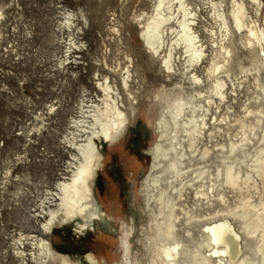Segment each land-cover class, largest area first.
Returning <instances> with one entry per match:
<instances>
[{
	"label": "bare ground",
	"instance_id": "bare-ground-1",
	"mask_svg": "<svg viewBox=\"0 0 264 264\" xmlns=\"http://www.w3.org/2000/svg\"><path fill=\"white\" fill-rule=\"evenodd\" d=\"M147 1L149 11L133 14L137 37L173 86L161 83L154 96L156 139L138 193L145 223L129 231L131 249L139 246L147 264H264V3ZM77 19L87 21L68 12L65 26ZM111 31L119 35L118 28ZM82 49L70 40L59 68L80 63L72 54ZM95 62V91L83 87L63 136L70 157L38 204L40 234H20L14 243L16 254L35 264H98L91 253L82 261L56 251L49 239L56 227L115 231L95 194L99 145H114L126 134L144 77L131 52L112 63L105 50ZM56 109L49 104L47 114ZM213 225L222 226L215 229L217 244L205 231Z\"/></svg>",
	"mask_w": 264,
	"mask_h": 264
},
{
	"label": "rangeland",
	"instance_id": "rangeland-1",
	"mask_svg": "<svg viewBox=\"0 0 264 264\" xmlns=\"http://www.w3.org/2000/svg\"><path fill=\"white\" fill-rule=\"evenodd\" d=\"M0 9V264H35L18 256L14 243L20 234H40L41 221L36 218L40 198L54 186L70 157L63 136L83 87L95 91L92 75L100 67L95 61L105 50L112 63L122 62L124 52H131L136 70L144 77L137 115L126 134L114 147L99 145L103 167L95 193L115 231L96 225L79 233L69 224L54 228L49 239L56 251L82 261L91 253L98 264H147L148 255L139 246L133 253L129 231L145 223L138 193L151 161L147 149L156 139L160 108L154 96L161 83L173 86L163 80L137 37L133 14L149 11L151 4L147 0H0ZM68 12L83 13L87 21L77 19L67 28ZM113 27L119 35L112 33ZM70 40L83 48L72 54L80 56L76 59L80 63L74 64L72 56L63 70L59 63ZM53 103L56 112L47 114ZM17 176L21 182L14 180ZM25 247L27 253L34 251L29 244Z\"/></svg>",
	"mask_w": 264,
	"mask_h": 264
},
{
	"label": "snow or ice",
	"instance_id": "snow-or-ice-1",
	"mask_svg": "<svg viewBox=\"0 0 264 264\" xmlns=\"http://www.w3.org/2000/svg\"><path fill=\"white\" fill-rule=\"evenodd\" d=\"M217 227H222V226H216V225H213L212 227H210V228H206V229H205L206 232H211V233H212V235H213L212 243H213V244H217V243L220 242V240L217 239V234H216V231H215V229H216ZM237 238H239V237H237ZM173 250H174V249H173ZM165 254L167 255V253H165ZM218 254H219V253H211V255H218Z\"/></svg>",
	"mask_w": 264,
	"mask_h": 264
},
{
	"label": "flooded vegetation",
	"instance_id": "flooded-vegetation-1",
	"mask_svg": "<svg viewBox=\"0 0 264 264\" xmlns=\"http://www.w3.org/2000/svg\"><path fill=\"white\" fill-rule=\"evenodd\" d=\"M118 144V143H117ZM117 144H114V145H112L111 147H114V146H116ZM103 161V160H102ZM102 167H103V162H102V166H101V168H100V170L102 169ZM99 170V171H100ZM97 175H98V173H97ZM97 178V177H96ZM95 182H96V180H95ZM96 194V193H95ZM99 200V199H98ZM101 203V202H100ZM102 204V203H101Z\"/></svg>",
	"mask_w": 264,
	"mask_h": 264
},
{
	"label": "trees",
	"instance_id": "trees-1",
	"mask_svg": "<svg viewBox=\"0 0 264 264\" xmlns=\"http://www.w3.org/2000/svg\"><path fill=\"white\" fill-rule=\"evenodd\" d=\"M53 247V246H52ZM54 248V247H53Z\"/></svg>",
	"mask_w": 264,
	"mask_h": 264
}]
</instances>
